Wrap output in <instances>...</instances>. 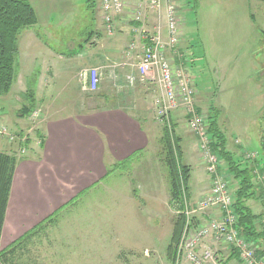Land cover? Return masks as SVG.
<instances>
[{"label":"rangeland","instance_id":"1","mask_svg":"<svg viewBox=\"0 0 264 264\" xmlns=\"http://www.w3.org/2000/svg\"><path fill=\"white\" fill-rule=\"evenodd\" d=\"M28 1L37 13L38 21L33 26L22 30L18 35L16 68L17 75L19 72L24 75L26 70L29 71L24 77V81L28 80L44 59L41 56L44 48H50L53 52L64 55L79 51L80 45L83 47L84 44L81 37L84 39L85 34L93 28V18H98L99 14H103L102 10L98 11L97 9V0ZM246 1L250 2L249 10L246 11L248 16L251 13L254 16L256 21L254 26L252 24L247 26V22L237 20L243 10L236 8L238 5L236 0H177L176 5L179 15L186 20L185 40L184 46H182L187 50L189 60L185 64L189 71L185 72L191 76L192 86L194 89L196 88L195 104L197 110L200 111L198 113L204 115L209 122L214 115V102L215 104L220 103V107L222 106L220 108L223 112L222 115L232 127L231 131L225 134L226 148L233 150L237 154L235 158L244 160L251 168L255 194L246 202L255 215H262L255 225L259 230L262 224L258 226V223L264 224V169L262 168L264 132L262 136H257L254 127L257 125L264 128V116L261 115L263 113L262 106L258 107L257 92L259 93L260 89L256 90L254 83L264 82V76H260L259 73L264 67V0ZM116 15H113L112 19ZM146 16L150 20L153 18V15L147 12ZM141 18H143V14ZM210 50H216L219 58L224 57L222 60L224 62L213 64L211 61H207L204 51L210 52ZM138 55L134 54V58H132L134 64L138 61ZM250 55L251 57L256 56L254 71H250L251 64H253L250 62L252 60ZM15 80L10 91L0 96V129L2 128L6 132V135L0 136V142L7 140L9 144L20 145L33 138L40 144L42 137L38 138V134H34L36 132L35 123L40 118L41 105L38 102L36 104L34 102L31 112L22 117L24 121H19L23 123V128L17 126L19 129L14 131L10 128L12 123L17 125L16 117H19L17 112L20 107L24 103H28L22 96L27 92V87L24 89V93L14 95L19 86ZM27 84L31 87L30 81ZM145 89H147V100L154 101L158 93L155 84L149 81L145 85ZM136 90H138L137 94L142 92V90ZM97 93L98 91H95L93 94H86V96L94 97ZM34 111H37L38 116L35 121H32L31 115ZM170 118L169 123H159L155 118L154 109V122L157 129H159L158 126L164 129L171 144L175 163H184L177 155L176 137L174 136L177 132L179 140L182 138L183 146L181 144L179 146L182 159L189 165L194 161L201 162L199 170L194 169V165L191 166V184L194 183V179L199 182L207 179L211 183V174L206 172L205 160L198 150V145L194 144L198 142V138L191 135L193 132L189 133L183 117V122H181L182 120L177 122L176 131H174L173 126L175 125L172 124ZM218 123L220 130H223L222 120H219ZM186 140L190 141V145L188 144V148L186 147L187 150L184 147ZM15 147L8 145L3 148L6 150L5 152L9 153ZM23 152L22 149L21 153ZM246 153H254L255 157L247 160L245 159ZM212 154L218 158L217 171L225 177L234 203L238 181L226 171L227 163L214 151ZM26 155L27 153L24 154V156ZM149 156L150 154L146 153L145 159L151 162ZM153 156L152 160L155 164L152 168L156 179L164 178L165 174L168 180V171L162 160L161 144ZM143 162L135 163L131 171H123L121 178L111 176L106 182L109 185L116 180L121 186L118 184L111 189L107 188L104 192H101L102 189H100V193L95 194L90 201L84 197L83 200L81 199L74 206L69 207V210L64 211L57 220L47 222L43 234L34 238L27 245L26 251L19 248L12 254L7 250L10 245L0 247V252L7 250L5 254L7 264H179L183 257L179 251L180 244L193 237L194 233L208 222L196 226L193 219H197V216L201 214L200 211L196 214L185 212L188 205L197 209L199 200L193 201L195 200L193 195L196 193L188 191L187 184V189L183 192L185 198L180 194L177 207L171 204L169 197L165 198L163 193L158 191L161 187H155L156 193L159 192L160 200H149L148 194L141 195L139 192H135L134 188L137 190L139 186L145 187L147 192H150L151 184L149 182L144 185L136 179L133 183H129V177L134 176V171L148 172L145 169V162ZM182 174L180 170L178 177L179 182L184 185ZM195 191L197 192L198 189ZM181 216L184 218V230H182L178 243L172 245L173 250L169 252L167 246L171 244L173 227ZM215 239L217 243H221L220 245L225 244L235 249L223 239ZM89 242L91 247L88 246ZM249 243L256 250L257 256L258 243ZM257 258L264 257L257 256Z\"/></svg>","mask_w":264,"mask_h":264},{"label":"crops","instance_id":"2","mask_svg":"<svg viewBox=\"0 0 264 264\" xmlns=\"http://www.w3.org/2000/svg\"><path fill=\"white\" fill-rule=\"evenodd\" d=\"M122 1L125 9L113 17L111 34L105 32L103 14H99L98 18H93V28L85 34L84 39L81 37L84 44L83 47L80 45L79 51L64 55L53 52L50 48H44L41 52L44 59L27 81H24V77L29 71L26 70L24 75L20 72L19 75H16L15 81L19 86L14 95L24 93V89L29 88L27 82L30 81L35 104L38 102L41 105L40 118L36 122L34 134H38V138L41 136L42 139L40 144L33 138L20 145L9 144L7 140L0 142V152L15 158L0 235V247L11 245L20 236L49 217H52L51 221L57 220L64 211L69 210V207L74 206L84 197L90 201L95 194L100 193V189H102L101 192H104L107 188L116 187L119 184L116 180L109 185L106 184L109 178L111 176L121 178L123 171L133 170V165L141 161L145 162V169L148 172L134 171V176L129 177V183H133L136 179L144 185L149 182L151 184L150 192H147L146 188L142 186H139L137 190L134 188V191L141 195L148 194L149 200H160L158 197L160 192L165 198L169 197L170 201L169 179L167 180L165 174L164 178L156 179L152 168L155 164L152 160L153 155L161 144L162 160L169 176L165 159V131L161 126L157 125L160 131L156 127L153 100L148 101L146 98L145 85L149 81H140L137 70L143 44V40L140 39V31L142 28L151 31L156 24L161 22L162 33L166 37L164 10L162 8L160 12L152 11L147 6L146 0ZM236 1L238 3L236 8L243 10L240 12L241 20L240 17L237 20L247 22V26H249L248 24L254 26L256 22L254 16L252 13L248 16L246 11L249 10L250 2ZM96 2L98 11H101L100 0ZM136 12L143 14L142 21L134 19ZM146 12L153 15L151 20L147 18ZM179 23L181 28L180 43L167 53L172 66L174 90L178 96L180 93L179 76L181 72L189 71L185 64L189 58L187 50L183 47L186 28V20L183 16L180 17ZM134 54H139L135 64L134 61L132 62ZM204 54L206 60L213 64L224 62L222 61L224 57L219 58L216 50L204 51ZM251 59L250 62L253 64H251L250 71H254L256 56ZM90 68H96L100 74V81L95 90L98 93L94 97L86 96V94H93L95 91L83 89L84 81L81 76ZM259 73L260 76H264V67ZM254 85H256V90L260 89L259 93L257 92L258 107L262 106L263 113L261 115L264 116V82L260 84L257 81ZM136 89L142 90V92L137 94L138 90ZM214 105L216 109L214 108L212 116H214L219 130L218 121L222 120L223 130L220 132L225 137L232 127L223 117L220 103L215 104L214 102ZM182 117L184 119L185 115L182 106L179 105L172 111L170 118L172 124L175 125L173 126L174 131L177 130V122L179 120L183 122ZM16 120L17 125L12 123L10 126L12 131L19 129L17 126L23 128V123L19 121L23 122L24 118L19 116L16 117ZM254 128L256 135L262 136L264 128L257 125ZM176 133L174 136L180 146L182 138L179 140ZM189 133L191 134L190 131ZM191 135L195 136L194 133ZM188 144L190 145V141L186 140L185 150H187ZM194 144L197 146V142ZM8 145L9 147L11 145L18 147L16 146L17 148L15 147L14 150L9 149L12 151L8 150V153L4 150ZM22 149L23 153H21ZM227 150L234 156L237 155L233 150L228 148ZM179 151L180 159L184 162L181 164L188 166L187 161L181 157L180 148ZM26 153L27 155L24 156ZM146 153L150 154L151 162L145 159ZM128 159L130 160L129 164L121 165ZM259 163L261 164V162ZM192 165H194V169L199 170L201 162L194 161L188 166V191L196 193L193 195L195 197L193 201H197L207 190L210 181L204 179L205 181L199 182L194 179V183L191 184L190 169ZM262 165L264 169V163ZM155 174L157 173L155 172ZM119 185L121 186V184ZM155 187H161L158 189V194ZM196 189L200 191L199 194H197L198 191H195ZM252 213L254 214L253 211ZM219 217L218 209H210L193 220L194 224L198 226ZM257 243L259 245L257 256L264 257V240H259ZM220 244L213 236H210L202 241L196 251L201 254L205 248H210L216 251L221 264H241L235 249ZM88 246L91 247L90 242ZM181 254L183 257L179 264H193L185 258L183 252Z\"/></svg>","mask_w":264,"mask_h":264},{"label":"built area","instance_id":"3","mask_svg":"<svg viewBox=\"0 0 264 264\" xmlns=\"http://www.w3.org/2000/svg\"><path fill=\"white\" fill-rule=\"evenodd\" d=\"M146 4L152 11L156 12H160L163 8L166 37L163 36L161 22L156 24L151 31L145 28L140 31V39L143 40L137 66L140 80L142 82L152 81L157 87L158 93L153 102L155 118L159 123H169L171 112L179 105L182 106L185 111L186 126L198 138V150L205 160L206 172L211 174L212 178L209 188L200 196L197 202L198 208L189 207L188 205L185 212L196 214L199 211L203 213L208 209H218L220 211L219 218L211 219L208 224L198 229L193 237L182 242L179 251L183 252L184 256L193 264H220L216 251L210 248H205L201 254L196 251V248L204 239L213 236L214 238H221L227 244L233 246L238 252L242 264H264V258H257L254 247L244 240L236 228L238 218L233 208V196L225 177L217 171L218 158L212 154L210 149L212 139L208 133V120L197 111L195 104L196 90L192 86V79L187 74L188 72H181L179 76V96L174 90L172 66L167 53L175 49L180 43L181 28L179 21L181 16L177 9L176 0H146ZM100 7L104 14L105 31L111 34L113 30L112 16L123 11V1L100 0ZM141 17L142 14L136 12L134 19L142 21L143 18ZM81 76L84 81V89L89 91L97 89L100 74L96 68L88 69ZM37 116V111H34L31 115L32 121H35ZM5 133V130L1 128L0 136L2 134L6 135ZM254 157V153H248L245 159L251 160ZM184 191V185L181 182L180 194L182 196ZM183 197L185 198V196ZM262 225L264 226L263 223ZM191 230L193 229L191 228Z\"/></svg>","mask_w":264,"mask_h":264},{"label":"trees","instance_id":"4","mask_svg":"<svg viewBox=\"0 0 264 264\" xmlns=\"http://www.w3.org/2000/svg\"><path fill=\"white\" fill-rule=\"evenodd\" d=\"M38 21L37 14L28 0H0V96L7 94L10 91L11 85L16 78V56L18 55L17 40L18 35L22 30L33 26ZM23 98L28 103H24L17 112V116L23 117L31 112L34 106L33 90L29 87ZM199 111V110H198ZM208 132L211 136V149L219 155L227 163L226 171L238 181V189L235 191L234 211L237 215L236 228L240 235H242L248 242H259L264 240V226L259 230L255 225L260 215L252 213L251 209L246 205V201L253 197L251 168L241 159L235 158L234 154L226 148V139L220 132L217 122L212 116V120L208 122ZM164 143L166 147V164L169 170L170 182V202L173 206H179L178 199L180 197L181 183L179 182L180 170L183 173L184 189H187V180L189 177V168L186 165L175 163V158L171 150V144L168 137L164 134ZM177 155L180 159V151L178 141L176 139ZM130 160L122 162L121 165L129 164ZM15 165V158L11 155L0 152V235L5 216L7 200L10 191V185ZM52 217L45 219L32 230L26 232L17 240H15L7 250L14 253L15 250L22 248L27 250V245L31 243L34 238L43 234L44 226L50 222ZM184 227V218L181 216L174 224L171 236V244L168 246L169 252L173 250L172 245H176L181 237ZM7 250L0 252V264H7Z\"/></svg>","mask_w":264,"mask_h":264}]
</instances>
